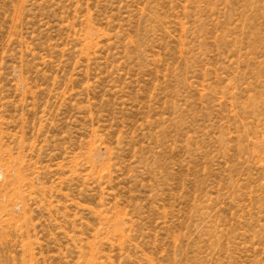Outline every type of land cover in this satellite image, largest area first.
Masks as SVG:
<instances>
[{"label": "rangeland", "instance_id": "obj_1", "mask_svg": "<svg viewBox=\"0 0 264 264\" xmlns=\"http://www.w3.org/2000/svg\"><path fill=\"white\" fill-rule=\"evenodd\" d=\"M0 264H264V0H0Z\"/></svg>", "mask_w": 264, "mask_h": 264}]
</instances>
